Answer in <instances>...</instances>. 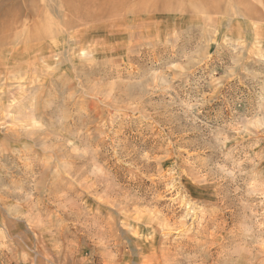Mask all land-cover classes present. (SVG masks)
I'll list each match as a JSON object with an SVG mask.
<instances>
[{
  "label": "rangeland",
  "instance_id": "1",
  "mask_svg": "<svg viewBox=\"0 0 264 264\" xmlns=\"http://www.w3.org/2000/svg\"><path fill=\"white\" fill-rule=\"evenodd\" d=\"M0 23V264H264V0H0ZM119 198L184 226L120 224Z\"/></svg>",
  "mask_w": 264,
  "mask_h": 264
},
{
  "label": "bare ground",
  "instance_id": "2",
  "mask_svg": "<svg viewBox=\"0 0 264 264\" xmlns=\"http://www.w3.org/2000/svg\"><path fill=\"white\" fill-rule=\"evenodd\" d=\"M0 24H2V23H0ZM5 27H6L5 29H7V25H5ZM0 31H2V30H0ZM6 43H7V39H3L1 37L0 38V46L5 45ZM33 133H31V134H33ZM189 175L194 176V174L192 172ZM206 175L208 176V174H206ZM194 179H195V181L197 183H200V182L204 181V180L199 179V177L196 174H195V178ZM204 179H206V178H204ZM180 188H181L180 190H182V192L184 193V196L183 195H179L181 197V199H179L177 201L178 197H176V198L173 199V202H175L180 208H183V209H185L187 211L186 214L182 218H186L188 216V214H191L190 212H194V215H196L195 214L196 213L195 209H194V207L192 205V204H195V202H197L196 199H199L201 201H208L209 199L208 198H204V193L199 188L193 189V190L192 189L190 190L186 186H182ZM256 189H257V187H256ZM218 190L216 189L215 192L217 193ZM190 202H192V204L189 206ZM112 203H113L114 207L119 208V210H123V213H122L123 215H121L122 217L120 219H118V222L120 224L124 223L127 220V218L133 216L134 220L138 222L139 226H145L149 231H153V230L156 229L157 231L161 230L162 232L163 231L171 232L173 230H179L180 228H182L184 226V222L183 221H180L178 223L176 222L174 214H172V216H170L169 218H166V215L163 214V211H161L159 209L158 210H154V211H149V210H143V209L140 210L139 208H135V206L137 205L138 202L136 200H133L132 198H130V199H127V198L126 199H120L119 198V199H116L115 201L113 200ZM134 204H135V206H134ZM131 207H133L132 211H130ZM196 218H200V216L196 215L195 219ZM209 224H210V222H207L205 224V226L202 228V230H200V232L199 231L197 232V235H198L199 239H201V241L204 242V243L208 242V240L209 241L210 240L216 241L212 237V235H207L208 233L206 234L207 229L209 228ZM213 230H214V232H216L218 230V228L214 227ZM250 238L251 239H255V237H253V235H250ZM148 239H149V243L152 244V243H154L155 236H150ZM247 240H249V239H247ZM231 241H235V236L234 235H232L230 237V239L228 240V243L231 242ZM250 251L246 248V246L242 248L241 245H237V246H234V248L232 249V252L229 253V256L232 258V256H234V255H242L243 258H241V259H244V261H246V259H245L246 257L248 259H250V260H253V258H254V260H255L254 264H256L257 254H253L252 255ZM162 254L163 255H168V253L165 251V249L163 250ZM259 262H257V263H259Z\"/></svg>",
  "mask_w": 264,
  "mask_h": 264
}]
</instances>
